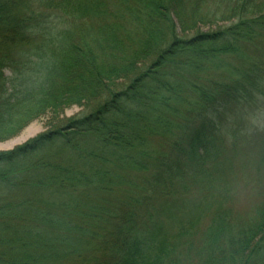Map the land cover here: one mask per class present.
Instances as JSON below:
<instances>
[{
    "label": "trees",
    "instance_id": "1",
    "mask_svg": "<svg viewBox=\"0 0 264 264\" xmlns=\"http://www.w3.org/2000/svg\"><path fill=\"white\" fill-rule=\"evenodd\" d=\"M74 106L0 152V264H264V0H0V142Z\"/></svg>",
    "mask_w": 264,
    "mask_h": 264
},
{
    "label": "rangeland",
    "instance_id": "2",
    "mask_svg": "<svg viewBox=\"0 0 264 264\" xmlns=\"http://www.w3.org/2000/svg\"><path fill=\"white\" fill-rule=\"evenodd\" d=\"M193 34V32H192ZM190 34V35H192ZM88 112L86 108L83 107H69L61 111L57 119L50 114H46L38 119L29 123L21 132L18 133L15 137L10 140L0 142V152H10L15 150L29 141L40 137L41 135L48 133L54 125L59 124L61 121H66L69 119H74L76 117H82ZM248 123L253 125V128L249 130V134L252 135V131L255 130L257 133L264 131V107L255 111V114L249 115L247 117ZM257 153L256 151H254ZM245 170V169H241ZM232 178L230 181V174L228 176L227 183H231L233 192L235 191L234 203L230 204V207H234L237 210L243 208L244 211L251 210L252 214L253 209L256 208V205L259 204V195L264 192V171L249 169L241 173L231 175Z\"/></svg>",
    "mask_w": 264,
    "mask_h": 264
}]
</instances>
